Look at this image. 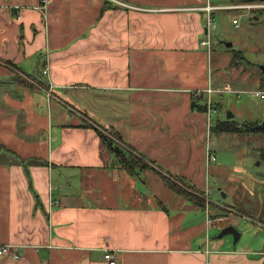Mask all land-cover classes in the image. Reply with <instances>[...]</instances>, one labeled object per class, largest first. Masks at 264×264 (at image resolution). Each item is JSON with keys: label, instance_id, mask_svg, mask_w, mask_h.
Masks as SVG:
<instances>
[{"label": "crops", "instance_id": "0c3cea01", "mask_svg": "<svg viewBox=\"0 0 264 264\" xmlns=\"http://www.w3.org/2000/svg\"><path fill=\"white\" fill-rule=\"evenodd\" d=\"M40 1L0 0V244L18 254L0 264H108L105 249L116 264H264V248L211 240L206 211L154 173L202 188V7L234 4L51 0L44 21ZM89 123L149 167L125 172Z\"/></svg>", "mask_w": 264, "mask_h": 264}, {"label": "rangeland", "instance_id": "374dc122", "mask_svg": "<svg viewBox=\"0 0 264 264\" xmlns=\"http://www.w3.org/2000/svg\"><path fill=\"white\" fill-rule=\"evenodd\" d=\"M211 2L237 5L214 10L213 14L216 27L213 30L211 54L207 59V71L215 89H222L226 84L228 90L213 94L215 112L211 116L212 126L208 132L203 131L199 141L201 145L208 144L215 160L208 162L207 169L204 164L202 188L191 183L183 174L154 173L158 177L160 175L165 186L162 176L180 186L185 191L182 195L184 198L195 197L203 202V206H197L208 214L207 231L211 240H216L214 236L219 232V227L232 222L231 225L241 233V237L234 241L233 235L228 233L223 236L226 244L264 248V129H252L251 126L255 122L264 121V98L253 92L264 89V72L258 67L264 64V9L260 10L264 8V2H257L258 6L251 9L239 7L238 5L245 4L239 0ZM234 17L238 18L237 26L232 23ZM225 42L232 44L225 46ZM239 50L244 59L239 58ZM233 54L236 55V63L231 66ZM228 111L233 113L232 118L226 117ZM216 119L218 123L229 121L230 126L237 131H213L218 125L217 123L215 126ZM246 125H250V129ZM95 126L118 149L119 153L114 155L119 154L116 157L125 172L132 169H126L120 159L125 158L128 151L136 158L133 160L141 161L143 166L135 168L133 174L137 175L139 171L149 167L137 152H132V146L123 141L119 133L110 128ZM106 145L110 149L109 144ZM128 166H131L130 163ZM165 189L167 192L163 191L162 194L171 195L167 186ZM198 214L202 219L206 217L203 212Z\"/></svg>", "mask_w": 264, "mask_h": 264}, {"label": "built area", "instance_id": "2783aa9c", "mask_svg": "<svg viewBox=\"0 0 264 264\" xmlns=\"http://www.w3.org/2000/svg\"><path fill=\"white\" fill-rule=\"evenodd\" d=\"M51 0H41L37 5L33 6L36 10H38L44 21L46 20L47 17V6L50 4ZM235 7H237V5H234ZM239 7H244L247 9H251V8H255L256 6H258L257 3H245L243 5H238ZM233 6H230V8ZM222 8H228L227 6H213L211 4H209L208 2L202 7V10H204L205 13V27H204V34L203 37L200 39L199 43L200 45L204 46L207 48V51H210L211 48V43H212V38H213V30L216 27V24L213 22V15H212V11L216 10V9H222ZM232 23L234 26L238 25V18H233L232 19ZM42 73L44 75H48V66L47 64H45ZM226 90V87L224 89H215L211 86L207 87L206 89H204L203 91L206 93L207 97L204 101V112L206 115V130L207 132L210 130L211 125V116L212 114L215 112V107H214V103L212 101V93L214 92H221ZM254 94L256 96H260L262 98H264V89H257L255 91H253ZM206 155H205V161H206V166L208 165V162L210 161H214L215 160V155L210 151L208 144L206 145ZM50 204H52L50 202ZM207 218H208V214L206 212ZM208 223V222H207ZM16 246L13 245H9V244H0V255L3 254H10L12 255V257L17 258L18 254L17 252H15L16 250ZM103 258L107 261L108 264H116V254L114 253V251L110 250V249H105L104 250V254H103Z\"/></svg>", "mask_w": 264, "mask_h": 264}, {"label": "trees", "instance_id": "16d2710c", "mask_svg": "<svg viewBox=\"0 0 264 264\" xmlns=\"http://www.w3.org/2000/svg\"><path fill=\"white\" fill-rule=\"evenodd\" d=\"M241 3H257V2H264V0H239ZM105 6L103 7V9H102V11L103 10H105ZM264 8H262V9H260V10H263ZM239 51H241V50H239ZM233 58L231 59V63H230V65L232 66L233 64H235L236 62H235V59H236V55L235 54H233V56H232ZM242 58V59H244V55H243V53H242V51H241V55L239 56V58ZM205 96L203 95V93H200L199 95H197V96H194V95H192L191 96V105H190V107H191V109H193V110H196V111H199V112H201V111H204V109H205V107H204V103H203V101H204V98ZM202 100V102H200V103H198L197 101L198 100ZM200 100V101H201ZM217 120V119H216ZM232 121H233V119H232ZM250 122V121H249ZM217 123H218V120L216 121V124H215V126L217 125ZM230 124L231 123H229V121H224V123H218V125L213 129V131H216L217 130V132H219V131H226V132H234V131H237L234 127H231L230 126ZM255 124H257L256 122L255 123H253V124H251V126H254ZM88 126H90V127H93L96 131H98V133H99V136H100V138L102 139V141L105 143V145L108 143L109 145V147H110V151H112L114 154L115 153H119L118 152V149H116V147H115V145H114V143L113 142H111L110 140H107L106 139V137L104 136V134L101 132V130L97 127V126H95V125H93V124H87ZM247 126V125H246ZM247 127H249V129H250V125L249 126H247ZM252 129H255V128H253L252 127ZM107 146V145H106ZM119 148V147H118ZM120 149V148H119ZM132 149L134 150V147L132 146ZM122 150V149H121ZM133 152V151H132ZM122 153H124L123 151H122ZM127 155V157L125 156V158H123V159H120V162L123 164V166L126 168V169H132L130 172L132 173V171L134 172V169L135 168H142L143 166L140 164V162L141 161H135V160H133V159H136L135 157H133V155L128 151V153H126ZM128 154H129V157H128ZM124 155H125V153H124ZM116 156H119V154H116ZM134 161V162H133ZM130 163V165L131 166H128V164ZM163 178H164V181H165V184H166V186L170 189V190H172L173 192H175V193H177V194H179V195H184L185 194V191H183V189L180 187V186H178L177 184H175L174 182H172L169 178H167V177H165V176H162ZM189 199V198H188ZM194 204H196V205H198L199 207H201V206H203L204 204H203V202L200 200V199H195V197H192V199H190Z\"/></svg>", "mask_w": 264, "mask_h": 264}, {"label": "water", "instance_id": "95a60500", "mask_svg": "<svg viewBox=\"0 0 264 264\" xmlns=\"http://www.w3.org/2000/svg\"><path fill=\"white\" fill-rule=\"evenodd\" d=\"M224 44H225V46H231L232 43L231 42H225ZM258 67L264 72V64L263 65H258ZM232 116H233V113L228 111L227 114H226V117L229 119ZM253 128H255V129H264V121L255 124L253 126ZM228 233L233 235L234 241H236L239 238V236H240V233L235 229V227L233 225L230 224V225H227V226L223 227L219 231V233L216 235V237L220 238V237H222V236H224V235H226Z\"/></svg>", "mask_w": 264, "mask_h": 264}]
</instances>
